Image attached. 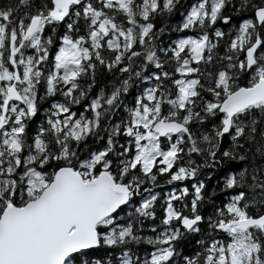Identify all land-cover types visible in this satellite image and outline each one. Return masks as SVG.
I'll return each mask as SVG.
<instances>
[{
  "label": "snow or ice",
  "instance_id": "snow-or-ice-1",
  "mask_svg": "<svg viewBox=\"0 0 264 264\" xmlns=\"http://www.w3.org/2000/svg\"><path fill=\"white\" fill-rule=\"evenodd\" d=\"M0 264H264V0H0Z\"/></svg>",
  "mask_w": 264,
  "mask_h": 264
}]
</instances>
